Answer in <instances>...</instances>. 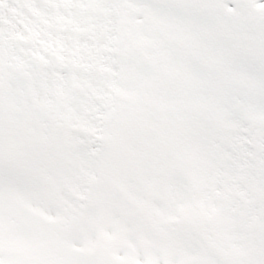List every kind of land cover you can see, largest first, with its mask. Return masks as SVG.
<instances>
[{
  "label": "snow or ice",
  "instance_id": "1",
  "mask_svg": "<svg viewBox=\"0 0 264 264\" xmlns=\"http://www.w3.org/2000/svg\"><path fill=\"white\" fill-rule=\"evenodd\" d=\"M0 264H264V0H0Z\"/></svg>",
  "mask_w": 264,
  "mask_h": 264
}]
</instances>
